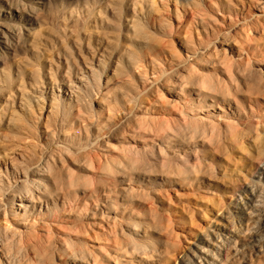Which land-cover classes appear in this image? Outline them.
<instances>
[{
	"label": "bare ground",
	"instance_id": "obj_1",
	"mask_svg": "<svg viewBox=\"0 0 264 264\" xmlns=\"http://www.w3.org/2000/svg\"><path fill=\"white\" fill-rule=\"evenodd\" d=\"M263 164L264 0H0V264H225Z\"/></svg>",
	"mask_w": 264,
	"mask_h": 264
},
{
	"label": "rangeland",
	"instance_id": "obj_2",
	"mask_svg": "<svg viewBox=\"0 0 264 264\" xmlns=\"http://www.w3.org/2000/svg\"><path fill=\"white\" fill-rule=\"evenodd\" d=\"M251 12L254 13L253 10H251ZM259 173H262V171ZM252 181L255 180L252 179ZM247 184L248 183H246L245 185ZM260 184L261 186L257 188V191L261 193V198L256 204L258 206L256 211L260 214H264V177H262ZM232 196L233 193L225 192L222 197L217 196L215 198V200L219 202L218 205L220 210L218 212L219 216L216 215V212L215 215H213V220L207 226V228L211 229V231H217L221 227H226V225L227 227H232V225H235V229H238L237 222H231V218L227 217L225 211L226 206L230 205L233 201ZM224 216L226 217V219H224ZM227 222H229V225L227 224ZM241 233L242 239L244 240L243 242L245 243H242V245L235 246V248L231 247L232 249H237L238 253L233 254L225 264H264V233L257 232L253 230L252 227H242ZM181 247L183 249L182 256L185 259H188L189 262L192 263L193 261V264H204L203 261L196 262L197 260L192 259L191 256H196V249L193 248L191 244H181ZM181 257L177 261V264H183L182 262H184V260H182Z\"/></svg>",
	"mask_w": 264,
	"mask_h": 264
}]
</instances>
